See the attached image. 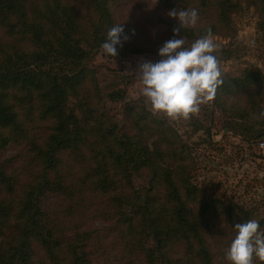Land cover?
Masks as SVG:
<instances>
[{"label": "trees", "instance_id": "obj_1", "mask_svg": "<svg viewBox=\"0 0 264 264\" xmlns=\"http://www.w3.org/2000/svg\"><path fill=\"white\" fill-rule=\"evenodd\" d=\"M155 2L141 34L112 13L115 0H0V264H229L233 227L257 219L264 228L254 207L197 183L195 157L167 119L114 89L106 98L120 104L117 122L89 65L104 54L113 24L128 36L118 55L156 52L146 36L171 39L175 8L198 10L197 23L177 34L185 45L208 28L233 39L242 3L257 11L264 40V0ZM220 79L208 101L222 128L256 145L264 138L262 71L247 65ZM194 130L209 136L211 127ZM8 147L16 152L3 159ZM45 195L54 199L47 208Z\"/></svg>", "mask_w": 264, "mask_h": 264}, {"label": "rangeland", "instance_id": "obj_2", "mask_svg": "<svg viewBox=\"0 0 264 264\" xmlns=\"http://www.w3.org/2000/svg\"><path fill=\"white\" fill-rule=\"evenodd\" d=\"M115 1L116 6L112 8V13L129 25L138 27L139 33H147L144 24L147 19H153L156 12L155 0ZM257 19V11L249 4L242 3L240 11L231 20L234 30L233 39L223 40L213 37L216 46L213 54L219 62L220 72L237 76L240 69L254 65L260 68L264 75V40L256 31ZM165 32L166 30L160 31V35ZM164 42L151 34L146 36L144 45L151 49L154 43L161 46ZM184 46L188 47V45ZM222 46L229 53L232 52L227 59H223ZM157 52L158 49L156 52L152 50L142 54L129 53L114 58L101 52L94 54L89 65L97 78L100 95L106 108L117 122L121 121L120 104L111 103L106 98V95L114 89L124 91L127 100L141 101L153 115L167 119L189 145L197 162L195 180L206 187L208 194L225 195L227 198H234L237 202L243 201L254 207L260 215H264V178L261 180L264 175V138L256 145L248 146L239 136L225 131L222 128L221 114L212 108L208 100L201 104L199 112L188 118L173 119L154 112L142 94L143 85L136 77L142 62L155 63L159 60ZM196 125L211 127L209 136L202 130L195 131ZM260 142L263 143L262 147L259 146ZM14 152H16L14 148L8 147L3 151L2 158L6 159ZM256 177L259 182H253ZM134 183L136 187L143 184L138 179H135ZM53 201V197L49 195L40 199L44 208L49 207Z\"/></svg>", "mask_w": 264, "mask_h": 264}, {"label": "clouds", "instance_id": "obj_3", "mask_svg": "<svg viewBox=\"0 0 264 264\" xmlns=\"http://www.w3.org/2000/svg\"><path fill=\"white\" fill-rule=\"evenodd\" d=\"M168 16L175 18L173 37L158 48L160 57L155 63L144 61L139 65L137 79L143 85L142 94L152 110L170 118H188L199 112L200 106L211 100L220 79L219 62L213 54L215 43L211 28L185 47L182 29L194 26L198 20V10L173 9ZM123 23L113 24L107 30L101 44L103 53L114 58L127 41ZM235 236L226 250L229 264H253V258L264 261V228L257 219L236 224Z\"/></svg>", "mask_w": 264, "mask_h": 264}, {"label": "built area", "instance_id": "obj_4", "mask_svg": "<svg viewBox=\"0 0 264 264\" xmlns=\"http://www.w3.org/2000/svg\"><path fill=\"white\" fill-rule=\"evenodd\" d=\"M259 146H260V147H262V146H263V143H262V142H260V143H259Z\"/></svg>", "mask_w": 264, "mask_h": 264}]
</instances>
